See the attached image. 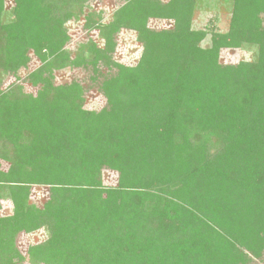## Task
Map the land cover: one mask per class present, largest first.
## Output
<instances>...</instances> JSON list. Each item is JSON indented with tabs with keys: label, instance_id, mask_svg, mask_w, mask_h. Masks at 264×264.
I'll return each mask as SVG.
<instances>
[{
	"label": "trees",
	"instance_id": "trees-1",
	"mask_svg": "<svg viewBox=\"0 0 264 264\" xmlns=\"http://www.w3.org/2000/svg\"><path fill=\"white\" fill-rule=\"evenodd\" d=\"M2 2L0 143L12 148L0 147V264L264 263V0H229L226 33L193 29V0H126L98 26L105 49L90 43L76 61L96 71L122 29L141 46L134 67L112 64L97 112L75 105L78 85L52 84L66 57L56 18L70 3L14 0L5 20ZM244 45L253 60L219 63ZM28 50L43 64L26 77L35 97L20 84ZM32 186L47 198L31 202ZM37 231L46 239L24 259L16 236Z\"/></svg>",
	"mask_w": 264,
	"mask_h": 264
},
{
	"label": "rangeland",
	"instance_id": "rangeland-1",
	"mask_svg": "<svg viewBox=\"0 0 264 264\" xmlns=\"http://www.w3.org/2000/svg\"><path fill=\"white\" fill-rule=\"evenodd\" d=\"M49 1V0H48ZM51 1V0H50ZM69 2V7H60L62 10L57 14L59 18L57 32L63 38L61 42V53H65L64 64L61 68L55 67L52 69V84L57 87L64 88L78 85L81 90L79 98L76 92L71 91L70 97L77 100L75 105H81L85 111L97 112L105 106V99L100 94L98 88L103 78L112 75L115 68L113 63L125 67H134L138 62L141 54V46L136 40V34L133 31L122 29L115 36L114 50H107L103 58L98 62L96 71L91 66H85V63H76L78 57L82 55L90 43L96 44L100 49H105V44L99 35L101 26L108 24L115 12L126 2V0H65ZM161 3H168L170 0H159ZM1 9L3 10V18L6 20L10 17L12 9L15 7L14 0H3ZM56 5L50 4L54 10L52 17L56 16ZM192 28L196 30L214 31L217 33H226L230 21L231 5L229 0H193L192 5ZM262 25L264 27V14L261 16ZM100 26V27H98ZM170 22L162 20H150L148 27L154 30L163 28L169 29ZM98 27V28H97ZM210 35L201 43L202 47H209ZM28 62L26 68L21 69V86L23 92L28 95H37L39 87H32L26 82V77L30 72L41 68L43 64L35 57L32 50H28L25 55ZM91 57V56H90ZM255 57V48L244 45L239 49H221L219 52V63L222 65H236L241 61H251ZM49 78L48 73L45 77ZM11 98V97H10ZM81 100V101H80ZM30 132L23 133L22 141L29 144L31 141ZM218 139V138H217ZM215 139L212 138L211 142ZM6 142V141H5ZM2 144L1 151L10 152L12 146L8 143ZM2 170H7L8 164L0 161ZM104 182L108 187H114L117 184V174L113 171H105L102 174ZM48 186H32L30 201L34 199L47 198ZM158 196V195H157ZM10 212V202H1L0 217L6 216ZM156 233V232H155ZM46 239V234L43 231H37L31 234L24 232L19 233L15 239L16 248L24 259L27 257L29 247L38 245ZM23 264H30L25 260ZM250 264V263H248ZM251 264H264L260 261H254Z\"/></svg>",
	"mask_w": 264,
	"mask_h": 264
}]
</instances>
